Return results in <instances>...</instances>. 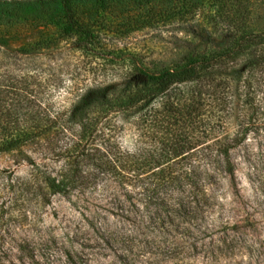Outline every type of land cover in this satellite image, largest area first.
<instances>
[{
  "label": "rangeland",
  "instance_id": "374dc122",
  "mask_svg": "<svg viewBox=\"0 0 264 264\" xmlns=\"http://www.w3.org/2000/svg\"><path fill=\"white\" fill-rule=\"evenodd\" d=\"M231 1L237 4L229 0L227 13L237 9ZM238 1L248 11L244 19L250 28L264 29V0ZM203 3L200 14L187 23L144 30L134 28L129 18L137 10L133 0L111 9L90 0L86 11L95 14L94 25L103 33L95 51H85L75 40L62 38L68 21L61 0H0V80L39 72L34 81L41 85L43 102L68 107L79 90L90 86L108 85L112 92L125 84L129 69L128 64L105 62L106 53H140L149 64L176 60V52L225 46L228 24L220 18L214 32L216 5ZM139 116L112 113L98 132L103 123L115 125L122 149L147 160L159 150L154 136L138 129ZM43 146L27 144L0 153V264H264V128L250 131L231 150L233 176L218 170L219 165L201 163L198 195L186 181L160 185L153 171L137 186L125 184L109 173L98 174L95 161L84 165L86 183L68 195L53 193L33 177L30 159L54 174L64 160L51 158ZM193 159L184 161L186 167Z\"/></svg>",
  "mask_w": 264,
  "mask_h": 264
},
{
  "label": "trees",
  "instance_id": "16d2710c",
  "mask_svg": "<svg viewBox=\"0 0 264 264\" xmlns=\"http://www.w3.org/2000/svg\"><path fill=\"white\" fill-rule=\"evenodd\" d=\"M89 1L61 0L68 21L62 38L75 40L78 49L95 51L103 31L94 25L95 14L86 11ZM91 1L95 7L111 9L122 0ZM133 1L137 10L129 18L134 28L144 30L174 21L187 23L205 6L204 0ZM212 2L216 5L211 14L214 32L220 18L228 24L225 46L208 52H176V60L156 59L149 64L140 53H106L105 62L128 64L129 69L125 84L114 87L113 93L108 85L90 86L79 90L68 107L43 102L41 85L34 81L39 72L16 81L0 80V153L46 144V153L64 160L63 167L54 174L30 159L33 177L41 178L51 192L64 195L87 182L84 165L91 166L93 161L98 174L109 173L125 184L137 186L153 171L160 185L186 181L195 195L200 192L201 163L219 165L218 170L233 176L231 150L245 142L250 131L264 128V29L250 28L244 19L248 11L239 7L238 0L235 5L230 2L237 6L236 13L226 12L229 0ZM238 14L240 21L235 20ZM43 43L49 42L39 45ZM137 112L138 129L157 140L159 154L147 160L138 152L122 149L115 125L103 123L98 132L110 114L131 117ZM192 156L191 167H186L184 161Z\"/></svg>",
  "mask_w": 264,
  "mask_h": 264
}]
</instances>
